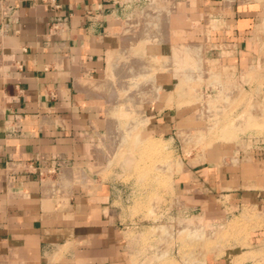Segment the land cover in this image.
<instances>
[{
    "label": "crops",
    "instance_id": "obj_1",
    "mask_svg": "<svg viewBox=\"0 0 264 264\" xmlns=\"http://www.w3.org/2000/svg\"><path fill=\"white\" fill-rule=\"evenodd\" d=\"M54 2L58 8L45 0H0V259L48 264L58 255L62 264H132L120 230L122 194L90 171L91 155L98 152L92 144L98 146L94 140L105 118L103 99L85 90L87 82L106 76L126 5ZM203 3L216 8L219 1ZM56 21L60 31L52 28ZM165 109L156 112L163 113L161 126L151 127L160 134L172 122ZM222 152L211 148L174 189L185 206L207 219H231L236 214L230 210L237 209L251 217H245L254 225L245 243L260 257L239 263L212 258L205 264H264V162L225 164ZM58 155L68 161L58 179L39 175L41 163L53 168ZM62 169L70 174L64 186ZM45 181L52 186L47 195Z\"/></svg>",
    "mask_w": 264,
    "mask_h": 264
},
{
    "label": "rangeland",
    "instance_id": "obj_2",
    "mask_svg": "<svg viewBox=\"0 0 264 264\" xmlns=\"http://www.w3.org/2000/svg\"><path fill=\"white\" fill-rule=\"evenodd\" d=\"M121 1L126 9L118 32L120 44L108 55L105 78L87 82L85 90L103 99L105 118L102 134L94 140L98 146L92 144L98 152L96 156L91 155L90 171L94 178L108 181L122 194L120 230L131 263L205 264L212 258H235L239 263L249 257L259 258L260 253L248 252L245 243L248 229L254 226L245 220V217L251 218L245 213L246 209H227L236 216L221 222L210 220L198 209L185 206L174 185L190 165L205 161L211 148L223 151L222 162L225 164L264 162V0H218L216 8L206 9L202 8L206 0ZM161 11V15L168 13L161 27L163 32L155 39H148L150 33L141 29L144 30L146 21ZM143 33L146 40L139 37ZM163 33L165 36L167 33L168 45ZM190 42L197 45L189 47V52L184 50L185 46L178 48V45ZM176 48L178 52L174 53ZM179 50L180 56L190 55L182 56L186 59L178 57ZM171 53L178 55L177 60L170 63L167 59H172ZM117 56L122 61L138 58L142 64L136 65V69H150L149 64L151 69L149 73L145 70L136 75L128 74L134 82L128 75H120L118 80L125 84L122 86L112 73V62H121ZM196 58L198 62H195ZM184 72L188 75L182 74ZM108 78L115 79V88L106 82ZM143 78L152 79L155 88L144 89L149 83H139ZM143 91L145 94L142 95ZM149 96L158 99L154 97L148 101ZM126 100L129 106L125 104ZM125 106L132 110L122 112ZM159 107H165L172 117L170 127L163 134L154 130L161 124L158 120L163 115L156 114ZM127 123L132 124L130 128ZM113 134L123 136L112 139ZM48 167L42 175L56 179L58 170ZM62 171L64 186L70 174L68 169ZM85 175L83 173L82 177H86V181L93 182ZM51 190L50 182L45 181L44 194ZM221 200L225 202L224 198ZM198 222H202V226ZM194 225L199 228L204 225L206 229L202 231L196 227L198 232ZM4 258L11 261L8 256L1 259ZM48 264H62L61 257L54 255Z\"/></svg>",
    "mask_w": 264,
    "mask_h": 264
},
{
    "label": "bare ground",
    "instance_id": "obj_3",
    "mask_svg": "<svg viewBox=\"0 0 264 264\" xmlns=\"http://www.w3.org/2000/svg\"><path fill=\"white\" fill-rule=\"evenodd\" d=\"M168 9H169V8H168ZM170 9H171V8H170ZM165 11H166V10H165ZM169 11H171V10H169ZM167 12H168V10H167ZM167 12H166V13L164 12V15H161V14H162V11L159 12V13H156V14H154V16L151 17L152 19L146 21V24H145L146 27H144V30L141 29V31H142V32H147V34H148V32L150 33L149 35H147V34L145 33V36L147 35V36H148V39H150L149 37L155 39V38H157V37H159V36L161 35V33L163 32L161 27H162L163 23L166 22V20H167V18H168V13H167ZM152 15H153V14H152ZM177 17H178V16H177ZM177 17H176V18H177ZM180 20H181V19H180ZM177 22H178V21H177ZM181 24H182V23H181ZM145 25H144V26H145ZM175 25H176V24H175ZM165 28H166V27H165ZM165 28H164V29H165ZM166 29H167V28H166ZM170 29H171V28H170ZM166 31H167V30H166ZM168 31H169V30H168ZM142 32H141V33H142ZM139 35H141V34H139ZM139 35H138V36H139ZM143 35H144V33L142 34V36H139V37H143L142 39H145L147 36L144 37ZM163 35H164L163 37L167 40V38H168V37H166V36H167V33H166V36H165L164 33H163ZM127 36H128V34H127ZM133 36H134V35H133ZM135 36H136V35H135ZM138 36H136V37H138ZM129 37H132V35H130ZM136 37H135V38H136ZM161 38H162V36H161ZM161 38H159V39H161ZM128 39H129V38H128ZM137 39L139 40L140 38H137ZM142 39H141V40H142ZM153 39H151V40H153ZM165 39L163 40V38H162L161 40L164 41V45H165L166 43H167V45H168V40H167V42L165 43ZM126 40H127V39H126ZM141 40H140V41H141ZM145 40H146V39H145ZM162 41H161V42H162ZM159 42H160V41H159ZM124 43L126 44V42H123V44H124ZM156 43H158V42H156ZM162 43H163V42H162ZM190 43H191V42H190ZM190 43H186V44L183 43V44H184V45L182 44L183 46H182V45H181V46L178 45V46H179L178 48H180V47L182 48V47L185 46V49H184V50H188V52H189V47L193 48V47H195V46L197 45L195 42H193V43H191V44H190ZM123 44H122V45H123ZM160 44H161V43H160ZM162 45H163V44H162ZM167 45H166V47L171 46V45H169V46H167ZM202 46H203V45H202ZM121 47H122V46H121ZM123 48H124V47H123ZM123 48H122V49H123ZM128 48H129V47H128ZM178 48H176L177 50L175 49L176 51H174V53H175V52H178ZM191 48H190V49H191ZM202 48H203V47H202ZM182 49H183V48H182ZM200 49H201V48H200ZM200 49H199V50H200ZM120 50H121V49H120ZM120 50H119V51H120ZM126 50H127V49H126ZM180 50H181V49H180ZM180 50H179V55L176 53V54L178 55V57H182V56H184V55L186 54V53H185V54L183 55V54L181 53L182 55L180 56ZM199 50H198V51H199ZM124 51H125V50H124ZM201 51H202V50H201ZM120 52H123V50L120 51ZM120 52H119V54H120ZM127 52H128V50H127ZM181 52H183V50H181ZM190 52H191V51H190ZM123 53H124L123 55H125V52H123ZM195 53H196V52H195ZM171 54H172V53H171ZM187 54H188V53H187ZM187 54H186V55H187ZM120 55H121V54H120ZM172 55H173V56H172V59H171V58H168V59H167V61H169L170 63H171V60H174V59H175L174 61L177 60V55H176V56H175V54H172ZM188 55H190V54H188ZM192 55H193V54H192ZM192 55H191V56H192ZM198 55H199V54H198ZM194 56H195V55H194ZM196 56H197V55H196ZM184 57H185V56H184ZM184 57H182V58H184ZM110 58H111V57H110ZM115 58H116V57H115ZM117 58H119V60L121 59V58L118 57V56H117ZM130 58H131V57H130ZM192 58H193V57H192ZM199 58H200V57H198V60H199ZM144 59H145V58H144ZM169 59H170V60H169ZM179 59H181V58H179ZM184 59H186V58H184ZM184 59H183V60H184ZM193 59H194V58H193ZM115 60H116V59H115ZM126 60H128V59H126ZM142 60H143V59H142ZM146 60H147V59H146ZM183 60L181 59V61H183ZM195 60H196L195 62H198V61H197V58H196ZM109 61H110V60H109ZM120 61H121V62H117V61L112 62L113 65H114V72H112V73H114V76L116 75V77H117V80H116V81H118L119 84H122V86H125V84L120 83V82H122V81L118 80V77H120V75L123 76V77H124V76H127L128 74H129V75H130V74L136 75V74H138V73L141 72V71H142V73H143V71H145V70H147V72L149 73V71H150V69H151V65H150V64H149L150 69H149V67L141 68V69H140V68H139V69L137 68V69H136L135 66L138 65L139 63H141V60L138 61V58H133V59L128 60V61H125V60H123V61L120 60ZM125 62H127V63L129 64L127 67L125 66V65H127V63L124 64ZM143 62H144V61H143ZM192 62H193V61H192ZM167 63H168V62H167ZM141 64H142V63H141ZM165 64H166V63H165ZM192 64H194V62H193ZM201 64H202V63H201ZM143 65H144V64H143ZM196 65H197V64H196ZM199 65H200V64H199ZM123 66H125V68H124ZM145 66H146V65H145ZM188 66H189V65H188ZM188 66H187V67H188ZM112 67H113V66L111 65V68H112ZM121 67H123V68H121ZM139 67H140V66H139ZM142 67H143V66H142ZM190 67H192V65H191ZM202 67L204 68V66H202ZM111 68H110V69H111ZM193 68H194V67H193ZM193 68H190V69H193ZM197 68H198V65H197ZM199 68H201V65H200ZM112 69H113V68H112ZM143 69H144V70H143ZM187 69H188V68H187ZM187 69H186V70H187ZM148 70H149V71H148ZM193 70H195V69H193ZM193 70H192V71H193ZM203 70H204V69H203ZM183 71H185V70L183 69ZM201 71H202V70H201ZM201 71H199V72H201ZM175 72H176V69H175ZM187 72H188V71H187ZM187 72H186V73L184 72V73H182V74L185 75V74H187ZM144 73H145V72H144ZM177 73L179 74V72H177ZM193 73H194V72H193ZM193 73L191 72V74H193ZM140 74H141V73H140ZM145 74H147V73H145ZM180 74H181V73H180ZM129 75H128V77L132 79V77H130ZM133 75H132V76H133ZM143 75H144V74H143ZM154 75H155V74H154ZM187 75H188V74H187ZM189 75H190V74H189ZM137 76H139V75H137ZM140 76H141V75H140ZM140 76H139V77H140ZM144 76H146V75H144ZM110 77H111V76H110ZM133 77H134V76H133ZM142 77H143V76H142ZM142 77H141L140 79H142ZM153 77L156 79L155 76H153ZM190 77H191V76H190ZM121 78H122V77H121ZM135 78H136V80H137L138 77H135ZM135 78H134V80H135ZM150 78H151V77H150ZM187 78H188V76H187ZM122 79H123V78H122ZM145 79H146V78H145ZM145 79L143 78L142 81H139V83H140V82L143 83L144 81H146V82H144V83H149V86H147V87L145 86L144 89H145V88L150 89V87H151L152 89L155 88V85H154L152 79H148V80H145ZM155 79H154V80H155ZM190 79H191V78H190ZM127 80H129V79L127 78ZM138 80H139V79H138ZM114 81H115V79H114ZM114 81H113L111 78H110V79L108 78L106 82H107V83H110V85H111L112 88H115ZM116 81H115V82H116ZM129 81H131V80H129ZM132 81H133V79H132ZM125 82H126V81H125ZM133 82H134V81H133ZM142 83H141V84H142ZM144 83H143V85H144ZM156 83H157V82H156ZM158 83H159V82H158ZM127 84H129V83H127ZM127 84H126V86H127ZM135 84H136V83H135ZM160 85H161V84H160ZM160 85H158V87H159ZM128 87H129V86H128ZM128 87H127V88H128ZM131 87H133V86H131V83H130V88H131ZM161 87H162V85H161ZM141 88H143V87H141ZM128 89H129V88H128ZM131 89H133V88H131ZM152 89H150V90H152ZM113 90H114V92L117 91V89H113ZM115 90H116V91H115ZM134 90H135V87H134ZM136 90H137V89H136ZM156 90L158 91V89H156ZM106 91L109 92V89H107ZM110 91H111V90H110ZM123 91H124V90H123ZM128 91H129V90H128ZM130 91H132V90H130ZM138 91H139V90H138ZM138 91H136V93H137ZM148 91H149V90H148ZM124 92H125V91H124ZM140 92H141V91H140ZM143 92H144V91H143ZM149 92H151V91H149ZM155 92H156V91H155ZM158 92H159V91H158ZM158 92H156V93H158ZM126 93H127V92H126ZM156 93H155V94H156ZM141 94L143 95V94H145V92H144V93H141ZM148 94H149V93H148ZM114 95L116 96L115 93H114ZM117 95H118V94H117ZM124 95H126V94L124 93ZM121 96H122V95H121ZM130 96H131V95H130ZM134 96H136V95H134ZM108 97H109V96H108ZM117 97L119 98V96H117ZM122 97H124V96H122ZM122 97H121V98H122ZM154 97H155V96H153L152 99H153ZM156 97H157V95H156ZM156 97L154 98L155 100L158 99V98L156 99ZM114 98H116V97H114ZM119 99H120V98H119ZM119 99H117V100L119 101ZM128 99H129V97H128ZM134 99H135V98H134ZM147 99H148V101H149V100H150V101L152 100V99H151V96H149V98L147 97ZM132 100H133V99H132ZM140 101H141V100H140ZM142 101H144V100L142 99ZM146 101H147V100H146ZM120 102H121V101H120ZM126 102H127V100L125 101V104H127ZM132 102H133V101H132ZM137 102H139V101H137ZM117 103H118V102H117ZM135 103H136V102H135ZM141 103H142V102H140L139 105H140ZM146 103H147V102H146ZM125 104H124V105H125ZM128 104H129V102H128ZM128 104H127V105H128ZM129 105H130V104H129ZM129 105H128V106H129ZM136 105H137V104H136ZM133 106H134V105H133ZM141 106H142V104H141ZM125 107H126V108L123 107L122 112H125V113H126L127 110H128L127 112H129V110H132V109H130V107H129V109L127 108V106H125ZM135 107H136V106H135ZM137 107L139 108L140 106H137ZM132 108H133V107H132ZM140 108H141V107H140ZM126 109H127V110H126ZM117 110H118V109H117ZM123 110H126V111H123ZM133 110H134V109H133ZM137 110H139V109H137ZM141 110H142V109H141ZM135 111H136V110H135ZM142 112H143V111H142ZM142 112L140 111V113H142ZM106 113H107V112H106ZM140 113H139V114H140ZM116 120H117V119H116ZM119 121H120V120H119ZM133 121H134V120L132 119V122H133ZM110 123H111V122H110ZM118 123H119V122H118ZM118 123H116V124H117L118 126H119V125L121 126V124H118ZM127 124H128V123H127ZM130 124H131V123H130ZM130 124H128V126H129ZM110 125H111V124H110ZM110 125H109V126H110ZM131 125H132V124H131ZM131 125H130L129 127H128V126H126V127L130 128ZM133 125H134V124H133ZM114 126H115V123H114ZM118 126H117V127H118ZM115 127H116V126H115ZM113 128H114V127H113ZM121 128H122V127H121ZM118 129H119V128H118ZM118 129H116V130H118ZM110 130H111V129H110ZM122 130H123V129H122ZM119 131H120V129H119ZM122 132H123V131H122ZM112 133H114V132H112ZM112 133H110V134H112ZM117 133H118V132H115L116 135H117ZM122 134H124V132H123ZM116 135L113 134L114 137H115ZM110 136H111V135H110ZM113 136L111 137L112 139H119V138H120L121 136H123V135H121V136H116V138H114ZM117 137H119V138H117ZM121 138H122V137H121ZM122 140H124V139H122ZM122 140H118V142H120V141H122ZM113 141H114V140H113ZM122 142H123V141H122ZM114 143H116V140L114 141ZM120 144H121V143H119V145H120ZM116 145L119 146L118 144H116ZM82 175H83V174H82ZM85 176H86V175H85ZM85 176H84V177H85ZM85 178H86V177H85ZM190 220H191V219H190ZM198 220H199V219H198ZM194 221H195V219H194ZM199 221H201V220H199ZM191 222H192V221H191ZM195 222H196V221H195ZM201 223H202V222H201ZM201 223L198 222L197 224L199 225V224H201ZM204 223H205V222H204ZM204 223H203V224H204ZM191 224H192V223H191ZM198 225H196V226L194 225V229H196V227H198ZM201 226H202V224H201ZM201 226H200L201 230L204 231L203 228H205L206 226L203 225V228H202ZM200 228L198 227V230H199ZM192 229H193V227H191V230H192ZM205 229H206V228H205ZM196 230H197V229H196ZM196 230H195V232H196ZM198 230H197V231H198ZM208 230H209V229H208ZM205 231H206V230H205ZM193 232H194V231H193ZM198 232H199V231H198ZM188 233H189V231H188ZM202 233H203V232H202ZM204 233H205V232H204ZM196 234H197V233H196ZM196 234H195V235H196ZM10 259H11V258H10ZM0 264H16V263H15L12 259H11V261H9V260H5V258H4L3 260L0 259Z\"/></svg>",
    "mask_w": 264,
    "mask_h": 264
},
{
    "label": "built area",
    "instance_id": "obj_4",
    "mask_svg": "<svg viewBox=\"0 0 264 264\" xmlns=\"http://www.w3.org/2000/svg\"><path fill=\"white\" fill-rule=\"evenodd\" d=\"M139 2V1H138ZM45 3L46 4H49L50 6H52L53 8H58L59 7V4L55 3L54 0H45ZM228 3V2H227ZM59 27V23L56 21V22H53L52 24V28L55 30V31H60V29L58 28ZM16 127V126H15ZM19 129V128H18ZM17 129V130H18ZM54 160H55V167H53L54 169L58 170L60 166L68 163V161L66 159H64L62 156L58 155V156H55L54 157ZM46 161H44V163H41V166L38 167V173L39 175H42L43 172H46L49 170V167H46ZM45 166V167H44Z\"/></svg>",
    "mask_w": 264,
    "mask_h": 264
}]
</instances>
